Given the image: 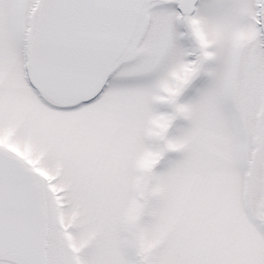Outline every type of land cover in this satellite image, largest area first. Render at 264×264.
<instances>
[{
	"label": "snow or ice",
	"instance_id": "obj_1",
	"mask_svg": "<svg viewBox=\"0 0 264 264\" xmlns=\"http://www.w3.org/2000/svg\"><path fill=\"white\" fill-rule=\"evenodd\" d=\"M0 264H264V0H0Z\"/></svg>",
	"mask_w": 264,
	"mask_h": 264
}]
</instances>
